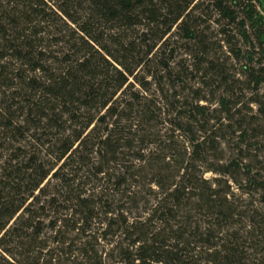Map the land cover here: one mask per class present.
Instances as JSON below:
<instances>
[{"label": "trees", "instance_id": "1", "mask_svg": "<svg viewBox=\"0 0 264 264\" xmlns=\"http://www.w3.org/2000/svg\"><path fill=\"white\" fill-rule=\"evenodd\" d=\"M0 264H264V0H0Z\"/></svg>", "mask_w": 264, "mask_h": 264}, {"label": "rangeland", "instance_id": "2", "mask_svg": "<svg viewBox=\"0 0 264 264\" xmlns=\"http://www.w3.org/2000/svg\"><path fill=\"white\" fill-rule=\"evenodd\" d=\"M229 156H230V152H228V150H227V153H226L225 159H227ZM206 178L213 179L214 176H212L211 174H207V175H206Z\"/></svg>", "mask_w": 264, "mask_h": 264}]
</instances>
